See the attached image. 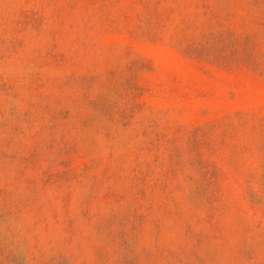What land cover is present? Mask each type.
<instances>
[{
	"label": "rangeland",
	"instance_id": "obj_1",
	"mask_svg": "<svg viewBox=\"0 0 264 264\" xmlns=\"http://www.w3.org/2000/svg\"><path fill=\"white\" fill-rule=\"evenodd\" d=\"M0 264H264V0H0Z\"/></svg>",
	"mask_w": 264,
	"mask_h": 264
}]
</instances>
